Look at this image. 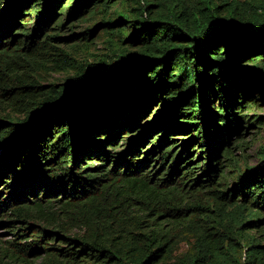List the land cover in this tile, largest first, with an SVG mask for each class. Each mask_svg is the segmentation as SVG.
<instances>
[{
	"label": "trees",
	"instance_id": "1",
	"mask_svg": "<svg viewBox=\"0 0 264 264\" xmlns=\"http://www.w3.org/2000/svg\"><path fill=\"white\" fill-rule=\"evenodd\" d=\"M97 6L118 49L41 85L29 62L52 46L42 34ZM263 107L264 0H0V225L15 236L0 264H264L250 234L264 222V152L231 175L221 160L246 124L263 128L249 114ZM158 161L168 172L152 191L173 196L186 168L180 180L236 207L229 249L208 228L171 263L177 235L159 218L173 208L144 215L125 195L145 196Z\"/></svg>",
	"mask_w": 264,
	"mask_h": 264
},
{
	"label": "rangeland",
	"instance_id": "2",
	"mask_svg": "<svg viewBox=\"0 0 264 264\" xmlns=\"http://www.w3.org/2000/svg\"><path fill=\"white\" fill-rule=\"evenodd\" d=\"M117 5H113L109 8V11H113ZM106 17L102 11L101 6L93 7L86 11L84 14L76 18H68L67 15L61 17L63 24L60 22H52L50 28L42 34L39 40L45 38V34L49 33V39L52 46L47 49H41V53L36 55L34 60H30L31 73L37 78L41 85L49 87L50 84H56L59 86L64 83L68 77L74 75L76 70L80 69L85 62H92L98 58V56L104 57L105 55H111L114 51L118 49V37L111 34L107 25L101 24V21ZM31 24L28 28H33ZM52 27V28H51ZM87 29H92L91 33L83 34ZM51 37V38H50ZM67 55V58L65 57ZM263 104L262 101H259ZM156 112V108L151 110V114ZM257 113L264 116V107L260 109H251L249 114ZM148 114V121H143L144 125L148 122H152V116ZM247 125V128H242V134H235L229 139L227 147L230 150L228 159H225L223 152L221 154V160L224 162V168L226 173L231 175V169H233L234 164L237 163L239 168H243L245 165H255L260 161L261 154L264 152V126L258 129L256 125ZM129 136L130 140L136 138L138 133L136 131L132 132ZM183 136L176 135V138L170 143H178L175 146V151H184L185 147H182L183 141L181 140ZM125 144L124 138L119 141V145ZM184 149V150H183ZM197 150L193 151V155L197 156ZM198 158L195 157V161ZM99 164V163H97ZM151 162L149 168H152ZM182 162L179 167L183 166ZM196 165V164H195ZM110 166V163L108 167ZM186 170L182 169L177 175L174 173L172 175L171 182L173 185L177 184L176 191L174 195L168 194L163 196V194L158 193L157 190L163 189V187L156 188L155 191L150 189L151 186L155 184L161 185L163 182L158 180L159 178H166L164 173L168 172L166 170V165L162 166L160 162H156L154 167L151 169L150 173V184L145 191V196L143 197L140 192H132L128 189L125 190V195L128 196V201L130 202V207L138 208L147 215L150 211L151 206L155 201L158 202V208L171 207L173 210L170 211L169 216H161L159 221H163L166 217H169L170 221L166 222V227L172 223L174 225V233L177 235L178 245L174 252V258L171 263L175 261L176 257L183 258L189 257L196 252L197 239L203 232L208 229L211 232H216V234L210 239L211 241H216L220 239L223 244L224 250L230 248V246L235 243V240L230 239L225 232L224 225L228 224L237 215V209L230 203H225L223 198H217L214 194L209 193L206 188H200L201 184H197L192 187L191 182H185V180H180L179 177ZM218 179V178H217ZM180 182V184H179ZM185 182V184H184ZM220 189L222 187H219ZM159 197H167L165 201H159ZM55 207V206H54ZM153 211V215L149 218H154L158 213L163 211ZM164 213V212H163ZM172 215V216H171ZM148 218V217H145ZM32 224L37 225V222ZM22 233V232H21ZM251 235L256 237L255 243L259 246L256 248L257 252L264 250V222L258 231H251ZM15 239V236L11 228L7 225H0V256L3 254L4 249L7 248L6 241H11ZM204 242V241H203ZM203 242H200L203 244ZM198 243V242H197ZM8 258H5L6 262ZM13 264H42L41 259H35L29 257L28 262H16Z\"/></svg>",
	"mask_w": 264,
	"mask_h": 264
}]
</instances>
